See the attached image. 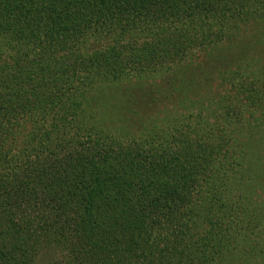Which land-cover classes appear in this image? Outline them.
Here are the masks:
<instances>
[{
  "label": "trees",
  "instance_id": "1",
  "mask_svg": "<svg viewBox=\"0 0 264 264\" xmlns=\"http://www.w3.org/2000/svg\"><path fill=\"white\" fill-rule=\"evenodd\" d=\"M256 1L0 0V264L52 255L54 264L224 259L236 224L224 202L217 206L228 192L219 172L232 173L237 139L231 130V144L216 142L214 128L231 114L216 105V126L184 109L164 135L160 123L142 119L132 79L181 66L190 73L181 78L197 85L199 67L185 65L196 50L211 91L209 75L225 74L230 63L220 47L215 56L222 27L259 17ZM140 29L148 40L141 46ZM112 85H120L116 94ZM228 87L213 96L247 115L236 130L249 139L264 79ZM256 138L245 142L252 172L264 128ZM259 167L254 181L264 186ZM219 210L224 221H213Z\"/></svg>",
  "mask_w": 264,
  "mask_h": 264
},
{
  "label": "rangeland",
  "instance_id": "2",
  "mask_svg": "<svg viewBox=\"0 0 264 264\" xmlns=\"http://www.w3.org/2000/svg\"><path fill=\"white\" fill-rule=\"evenodd\" d=\"M258 3L256 15H259V17H252V13L247 20H243L242 22L239 20V22L233 23L231 28H228L229 26L226 24L223 25L222 29L224 28L225 30L223 31L227 33L225 38H229L230 41H227L223 36L220 44L215 46V56L220 47L224 51V59L230 63H227L228 70H226L225 74L222 75L214 71L209 75H212L209 79L213 82L211 91H208L206 82L204 83V78H207L205 74L199 73V69H205L203 68L204 64L201 60L194 59V56L198 55L196 50H194L193 57H191L192 61H190L191 59L188 60L185 65L191 63L199 67L198 74H196L197 85H194L188 80L191 77L190 75L187 76V80L181 78L186 76L187 73L190 74L187 68L180 66L176 69L169 68L167 70L166 66H163L161 69H157L158 72L156 75L149 73V70H147L143 78L137 77L136 80L132 79V82L135 84L134 93L128 85L122 89H128L131 95L132 93L134 94L132 96L139 103L138 106L142 108V119L150 117V120L153 122L160 123V129L164 135L167 133L165 127L170 124V121L175 120V117L181 116L184 113V109L190 110L193 108L199 111V114L202 115L200 117H207L204 118L216 126L218 124L214 122V117L211 114L216 105L218 107L221 104L223 110L220 111L218 109L215 112L225 115L227 109L231 114V117H228L226 122L228 124L229 121L231 126L226 124L225 126H228V128L224 126L221 128L222 130L219 127L218 129L216 127L214 128L216 142L219 140L231 144L228 140L231 130H234L233 133L237 139L236 142H233L232 156H228V161L233 165L232 173H227L224 169L219 172V175L224 174V178L227 179V187L225 186V190H228V192L224 193L225 197L221 201L219 200L217 206L222 205L223 202L225 203V213L233 220V225L236 224L234 231H236L237 236L232 234V243H229L225 247L224 253L220 256V258L224 259L217 261L220 264H264V186L254 181L255 178L258 179L259 175H261L259 172V163L261 162L262 167L264 166V157H262L264 156V149L261 148L257 151L258 156L262 159H258L259 161L254 163L253 172L247 169L246 165H248L249 158L254 157L255 154L252 156L249 154V151L246 152L247 148L245 149V142L249 141L252 137L257 139L256 137H259V134L264 128V98L263 100H259L258 116L253 117L256 125L258 124L259 126L253 133L249 131L252 137L248 139L246 133L244 134L236 130L237 126L243 123L241 119H244L247 115L241 113L237 117L235 114L237 108H233L224 101L223 96H220L223 102L218 101L217 96H213V94L228 90V84L232 81H253L254 86H259L264 79V1L257 0L256 4ZM135 32L137 35V43L140 46L143 43H148L144 35L145 32L141 29ZM180 71L184 72L183 75L177 73ZM253 74L257 77L256 81L251 80ZM179 83H181L180 85L186 83V85H183V88L180 90L178 88L171 90V85L175 84L179 86ZM119 86L112 85V89L108 88L107 90L111 89L116 94ZM232 94L235 95L233 92ZM164 124L167 125L164 126ZM255 132L257 135H255ZM235 165L238 168H235ZM244 170L246 173H243ZM252 174L254 178L251 176ZM219 214L217 213V216L212 217L213 221H224L222 220L224 215H221V210H219ZM246 225L247 227H245ZM208 229L209 227L203 224L199 229V235L201 237L202 233L207 235ZM196 239L198 238L196 237ZM201 242L202 239H200ZM54 259L53 255L51 257L47 256L46 258L43 256L35 264H54Z\"/></svg>",
  "mask_w": 264,
  "mask_h": 264
}]
</instances>
